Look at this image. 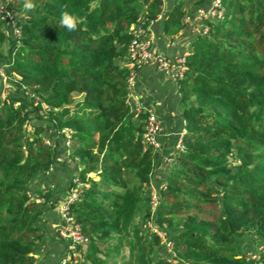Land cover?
Instances as JSON below:
<instances>
[{
  "label": "trees",
  "instance_id": "obj_1",
  "mask_svg": "<svg viewBox=\"0 0 264 264\" xmlns=\"http://www.w3.org/2000/svg\"><path fill=\"white\" fill-rule=\"evenodd\" d=\"M165 1L0 0V69L14 85L3 96L0 75V264L38 263L43 214L78 182L70 213L88 264H264V0H222L223 18L194 36L177 82L184 149L159 184L127 55L142 20L164 14L169 37L185 27L187 0ZM59 156L76 163L66 190L32 189Z\"/></svg>",
  "mask_w": 264,
  "mask_h": 264
},
{
  "label": "crops",
  "instance_id": "obj_2",
  "mask_svg": "<svg viewBox=\"0 0 264 264\" xmlns=\"http://www.w3.org/2000/svg\"><path fill=\"white\" fill-rule=\"evenodd\" d=\"M196 1L198 0H187L186 5L190 14L197 7L195 6ZM169 3L170 0L165 1V9H168ZM163 15L153 21L149 27L153 36V53L166 52L172 57L189 53L192 40L196 35L187 25L173 37L165 35L162 25ZM125 62L122 61V63ZM134 82L135 85L128 96L130 106L135 111L137 109L146 111V109L153 107L161 112L163 117L162 130L159 135L162 149L155 153L154 171L151 175L152 180L162 184L170 169L168 165L162 162L163 154L172 153L176 157L175 133L182 130L183 120L177 82L166 77L153 63H146L138 67ZM63 157L59 156V163L56 166L35 177L30 183V187L32 189H45L48 187L55 194L63 189L66 190L69 186L70 175H72L70 170L75 172L76 163L70 160L67 162L68 158L65 161ZM62 162L64 163L63 165ZM63 196L64 194L61 197ZM61 197L60 199L62 200L63 198ZM60 199H58L53 209H47L43 214L48 233L43 240L37 264H56L63 252L64 244L57 236L58 230L63 224V218L57 210Z\"/></svg>",
  "mask_w": 264,
  "mask_h": 264
},
{
  "label": "built area",
  "instance_id": "obj_3",
  "mask_svg": "<svg viewBox=\"0 0 264 264\" xmlns=\"http://www.w3.org/2000/svg\"><path fill=\"white\" fill-rule=\"evenodd\" d=\"M0 12L2 14V18H5L7 14L3 6L0 7ZM223 15L224 7L222 0H208L206 4L197 7V9H195L191 14L186 16L185 24L194 32H197L196 34L205 35L209 30V22L218 21L223 18ZM8 17L9 19H13L9 13ZM159 17H161V15H159L158 18ZM150 24H146L145 20H142L138 25L131 26V30L134 33V38L129 44L127 59L137 67H141L146 63H153L161 73L175 82L184 79L187 71L186 60L189 53H184L176 57H172L166 52L153 53V36L149 29ZM14 25V35L19 37L21 35V31L16 26L15 22ZM0 75L3 78L5 85L3 96H6L5 91L9 88L8 84H11L4 72L3 67L0 69ZM135 75L136 71L133 70L128 76L129 94L135 85ZM30 95L33 97V94L30 93ZM139 111L140 109H137V112ZM146 113L147 116L145 120V131L143 135L144 142L148 146H151L156 153L162 149L159 135L162 130L163 121L153 107L146 109ZM66 132L69 133V130H66ZM184 134V129L175 133L177 136V140L174 145L176 152L184 149ZM47 142L49 143V140H47ZM67 143H69V140ZM162 158V162L165 165H169L175 161V157L172 153L163 154ZM82 192V183L78 182L76 188L71 190V193L68 194L64 200L62 199L57 206V210L60 216L63 218V224L58 230V235L65 241L66 244L64 257L61 261V264L66 262H72V264H81L83 262L86 263L85 254L88 238L84 235L81 224L70 213V205L82 195ZM40 201L44 202L46 199L40 197ZM157 203V190L156 187L152 185V207L155 208ZM168 246V250L170 251L171 242H168ZM263 248L264 246L260 247V249Z\"/></svg>",
  "mask_w": 264,
  "mask_h": 264
},
{
  "label": "rangeland",
  "instance_id": "obj_4",
  "mask_svg": "<svg viewBox=\"0 0 264 264\" xmlns=\"http://www.w3.org/2000/svg\"><path fill=\"white\" fill-rule=\"evenodd\" d=\"M186 6H187V5H186ZM187 8H188V6H187ZM189 8H190V6H189ZM188 14H190V13H188ZM188 14H187V15H188ZM191 31H193V30L191 29ZM193 33H194V35H198V34H196L197 32H194V31H193ZM191 34H192V33H191ZM7 84H8V83H7ZM8 86H9V88L6 89V91H5V95H7L8 92H10V91L14 88V87H13L14 85H9V84H8ZM7 91H8V92H7ZM29 129H31V127H29ZM68 130H69V129H68ZM69 131H70V130H69ZM70 143H71V142L69 141V143H67V145H70ZM80 190H81V189H80ZM63 200H64V199H63ZM141 228H142V229L146 228V227H145V223H144V221L142 222ZM247 245H248V244H245L244 242H243V244H242V246L245 247V248L247 247ZM100 246H101L102 252H104V249H105V247L108 246V244H107V243H104V244H101ZM249 252H252V251H249ZM102 255H103V253H102ZM258 255H259V253H258ZM258 255H257V256H258ZM122 256L125 257V258H128V256H129V251H128V248H127V247H125V248L122 250ZM122 260H123V258H122V259L120 258V259H118V262L121 263ZM81 264H86V263L83 262V263H81Z\"/></svg>",
  "mask_w": 264,
  "mask_h": 264
},
{
  "label": "clouds",
  "instance_id": "obj_5",
  "mask_svg": "<svg viewBox=\"0 0 264 264\" xmlns=\"http://www.w3.org/2000/svg\"><path fill=\"white\" fill-rule=\"evenodd\" d=\"M29 7H31V5H29ZM61 23L67 25L70 30L75 28L74 18L66 12L62 14Z\"/></svg>",
  "mask_w": 264,
  "mask_h": 264
}]
</instances>
